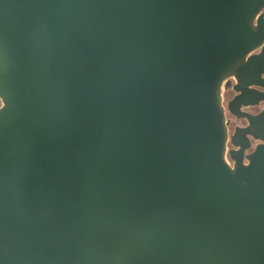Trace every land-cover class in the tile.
<instances>
[{
  "label": "water",
  "instance_id": "95a60500",
  "mask_svg": "<svg viewBox=\"0 0 264 264\" xmlns=\"http://www.w3.org/2000/svg\"><path fill=\"white\" fill-rule=\"evenodd\" d=\"M263 8L0 0V264H264Z\"/></svg>",
  "mask_w": 264,
  "mask_h": 264
},
{
  "label": "flooded vegetation",
  "instance_id": "af4514ba",
  "mask_svg": "<svg viewBox=\"0 0 264 264\" xmlns=\"http://www.w3.org/2000/svg\"><path fill=\"white\" fill-rule=\"evenodd\" d=\"M262 13H264V8L262 9ZM233 95H234V93H233V91L229 87L228 90H226L224 92V99H223L224 103H226L227 101H229L233 97ZM263 105H264V102H262L258 106L246 108L245 111H247V112H249L251 114H255V113H257L261 109V107ZM226 115L230 119V125H229V130L230 131H232L233 128L236 125H239V126L245 125L244 120L240 119V120L237 121V119H235L233 116H231L228 112H226ZM229 148H230V146H229Z\"/></svg>",
  "mask_w": 264,
  "mask_h": 264
}]
</instances>
